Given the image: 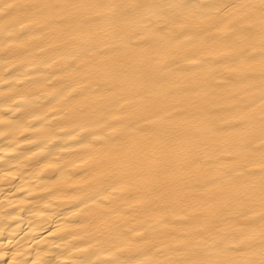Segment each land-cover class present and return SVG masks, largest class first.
Segmentation results:
<instances>
[{"label":"bare ground","instance_id":"obj_1","mask_svg":"<svg viewBox=\"0 0 264 264\" xmlns=\"http://www.w3.org/2000/svg\"><path fill=\"white\" fill-rule=\"evenodd\" d=\"M0 264H264V0H0Z\"/></svg>","mask_w":264,"mask_h":264}]
</instances>
